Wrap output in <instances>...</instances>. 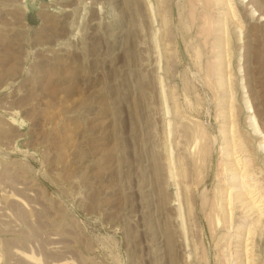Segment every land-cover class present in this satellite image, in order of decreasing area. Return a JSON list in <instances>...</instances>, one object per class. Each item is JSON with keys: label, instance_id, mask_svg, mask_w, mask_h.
I'll return each mask as SVG.
<instances>
[{"label": "rangeland", "instance_id": "374dc122", "mask_svg": "<svg viewBox=\"0 0 264 264\" xmlns=\"http://www.w3.org/2000/svg\"><path fill=\"white\" fill-rule=\"evenodd\" d=\"M0 264H264V0H0Z\"/></svg>", "mask_w": 264, "mask_h": 264}]
</instances>
